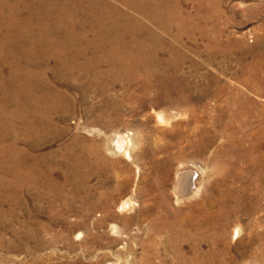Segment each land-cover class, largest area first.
<instances>
[{
  "label": "rangeland",
  "instance_id": "obj_1",
  "mask_svg": "<svg viewBox=\"0 0 264 264\" xmlns=\"http://www.w3.org/2000/svg\"><path fill=\"white\" fill-rule=\"evenodd\" d=\"M179 2L182 12L194 22V29L191 26L192 31L183 34L181 44L175 46L179 77L183 79L179 81L189 84L187 88L176 86L172 96L161 101L152 89L139 86L140 82L128 87L120 83L87 94L85 102L77 103L68 118H33V123L43 124L45 120L51 124L50 133H40L34 127L29 133L34 139L28 136L6 141L7 148L15 141L25 160L48 155L43 170L49 177L39 188L29 179L18 180L13 175L15 166L0 154V264H137L145 258L153 264H179L174 262L176 257L165 235H154L143 217L148 208L142 205L150 196L148 188L161 192L158 195L167 199L170 213L198 204L206 207L209 199L228 187L231 196L242 195L244 185L238 178L232 183L227 175L225 181V164L228 167L240 162L234 149L238 122L233 121L230 128L226 108H232L231 101L235 100L250 111V117L264 120V0ZM203 24L207 31L200 37L198 26L204 28ZM13 28L18 27L0 25V33L8 35ZM215 30L219 42L228 45L225 53H209L203 48ZM166 41L172 42L171 38ZM0 56L8 58L5 49ZM0 66L3 85L10 69ZM46 76L51 80V71ZM15 87L13 84L9 89ZM3 91L0 89L1 98ZM68 92L72 99L79 95L75 90ZM30 97L25 98L29 101ZM184 97L191 103H176V98ZM9 98H4L9 104L6 108L13 115L17 107ZM182 108L188 111L181 112ZM162 111L167 125L156 120ZM93 120L101 126L89 124ZM18 121V128L32 122ZM18 121L14 120V126ZM116 133L128 134L129 157L106 153L105 143ZM94 151H99L101 160ZM77 158L79 165L73 161ZM186 166L200 175L199 193L176 203L177 169ZM260 186L262 192L251 200L259 211L246 213L240 206L230 218L223 240L226 256L219 264H264V188L262 183ZM126 198L136 202L133 211L119 210V202ZM235 223L242 224V231L233 239ZM197 243L201 247L195 254L189 245H183V251L199 260L205 255L212 259L209 242Z\"/></svg>",
  "mask_w": 264,
  "mask_h": 264
},
{
  "label": "bare ground",
  "instance_id": "obj_2",
  "mask_svg": "<svg viewBox=\"0 0 264 264\" xmlns=\"http://www.w3.org/2000/svg\"><path fill=\"white\" fill-rule=\"evenodd\" d=\"M179 4V0H0V25L18 27L8 35L0 33V54L5 49L8 56L6 60L0 56V65L10 69V76L0 85V89L4 90L3 97H0V154L15 166L14 178L29 179L32 185L39 188L40 183L49 177L48 172L43 170V165L49 160L48 155L40 154L25 160L24 152L16 147L15 141L10 142L9 148L6 145L8 139H27L28 136L34 139V135L29 134L34 127L40 133L51 132V124L45 120L43 124H36L33 118H68L77 103L85 102L87 94L104 91L120 83L128 87L140 82L139 86L152 89L161 101H167L172 96V88L188 87L189 84L179 81L182 78L179 77V64L176 61L178 49L175 46L181 44L183 34L188 33L191 26L193 28L194 22L191 16L182 12ZM203 26H198L200 37L207 31ZM166 38H171L172 42H167ZM218 38L215 30L212 40L203 44L204 50L225 53L228 45L219 42ZM48 71H51V80L46 76ZM13 84L15 89H9ZM70 90L78 91V97L72 99L68 92ZM30 95L31 100H26L25 97ZM4 98L14 99L17 110L13 115L7 109L9 104ZM175 100L178 104L191 103V99L186 100V97ZM231 103L234 106L226 108L227 122L230 128H233V121L238 122L234 129L240 131L234 149L235 157L238 156L240 162L238 166L228 167L226 163L224 173L226 182L229 175L230 182L235 183L238 178L244 185L242 195L231 196L232 190L228 187L220 196L209 199L206 207L198 204L183 212L176 210L170 213L166 210L167 199L159 196L161 192L157 194L150 186V196L142 204L148 207L143 216L147 225L154 235H165L177 259L174 262L179 264H192L195 261L219 264L226 256L223 240L230 218L240 206L246 213L259 211L256 202L251 200L262 192L260 183L264 188V120L250 117V111L244 106L239 107L235 100ZM184 110L188 111L182 108L181 112ZM164 113L156 114L159 124L168 123ZM18 119L32 122L18 128L21 123ZM14 120L18 121L16 126ZM215 120L220 119L216 117ZM89 124L101 126L97 120ZM119 133L108 137L105 151L109 155L129 157L128 134L123 136ZM93 154L101 160L99 151ZM73 161H76V165L81 162L78 158ZM26 166L30 168L25 170ZM194 170L186 166L175 172L176 203L198 196L200 175ZM135 203L126 198L119 202L118 208L120 211H133ZM241 225L235 223L233 226V239L240 236ZM204 240L213 249L212 259L205 255L199 260L194 255L201 247L197 242ZM183 245H189L194 254L185 253ZM217 246L223 249L218 250ZM137 264L153 263L150 258H145Z\"/></svg>",
  "mask_w": 264,
  "mask_h": 264
}]
</instances>
